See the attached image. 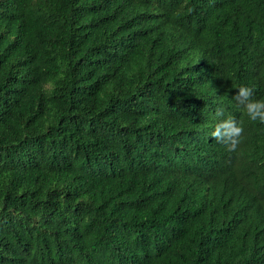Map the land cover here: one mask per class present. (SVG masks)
<instances>
[{
    "label": "trees",
    "instance_id": "16d2710c",
    "mask_svg": "<svg viewBox=\"0 0 264 264\" xmlns=\"http://www.w3.org/2000/svg\"><path fill=\"white\" fill-rule=\"evenodd\" d=\"M242 85L264 0H0V264H264Z\"/></svg>",
    "mask_w": 264,
    "mask_h": 264
},
{
    "label": "clouds",
    "instance_id": "9594fccd",
    "mask_svg": "<svg viewBox=\"0 0 264 264\" xmlns=\"http://www.w3.org/2000/svg\"><path fill=\"white\" fill-rule=\"evenodd\" d=\"M254 89L249 86H240L232 99L242 106L250 121L264 124V98L254 99ZM219 119L210 135L216 142L225 145L229 150H235L241 143L244 128L234 117H224L222 108L217 109Z\"/></svg>",
    "mask_w": 264,
    "mask_h": 264
}]
</instances>
